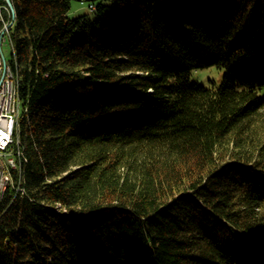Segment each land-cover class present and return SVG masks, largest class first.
<instances>
[{"label": "trees", "instance_id": "obj_1", "mask_svg": "<svg viewBox=\"0 0 264 264\" xmlns=\"http://www.w3.org/2000/svg\"><path fill=\"white\" fill-rule=\"evenodd\" d=\"M72 1L0 0L25 158L0 264H264V0Z\"/></svg>", "mask_w": 264, "mask_h": 264}, {"label": "built area", "instance_id": "obj_2", "mask_svg": "<svg viewBox=\"0 0 264 264\" xmlns=\"http://www.w3.org/2000/svg\"><path fill=\"white\" fill-rule=\"evenodd\" d=\"M0 10V198L11 181V170H21L17 156L23 157L18 141L14 145L16 125L20 117L16 109L19 107V96L14 71L3 50ZM10 36V34H9ZM3 54L4 57L3 58ZM19 111V110H18ZM25 159V158H24ZM10 177V178H9Z\"/></svg>", "mask_w": 264, "mask_h": 264}, {"label": "rangeland", "instance_id": "obj_3", "mask_svg": "<svg viewBox=\"0 0 264 264\" xmlns=\"http://www.w3.org/2000/svg\"><path fill=\"white\" fill-rule=\"evenodd\" d=\"M4 7L5 6L0 5V10H2L1 11L2 12L1 18L3 17V10H5ZM94 9H95V7H93V6L89 7V1L88 0H73L71 8L69 9V11L67 13V16L70 18H75V17L80 16L82 14L90 13L91 10H94ZM9 12L12 13L11 10ZM8 28H9V25L2 26V29H3L2 30L3 31L2 36L4 38L6 37V40H3V50L5 53V56L7 57V59H10L12 56V45L10 43V36L8 33V31H9ZM223 74H224V70L219 69L215 66L214 67L201 68V69L194 70L191 73L190 80L195 81V82L199 83L200 85L210 86L213 81L221 82V80L223 79ZM16 83H17V81H16ZM16 111H17V113L19 112V115H21V101H20V99H19V107H17ZM21 159L25 161V159L23 157H21ZM21 171L22 170H20V172Z\"/></svg>", "mask_w": 264, "mask_h": 264}, {"label": "water", "instance_id": "obj_4", "mask_svg": "<svg viewBox=\"0 0 264 264\" xmlns=\"http://www.w3.org/2000/svg\"><path fill=\"white\" fill-rule=\"evenodd\" d=\"M5 1H6L7 5L9 6V8H10V10H11V12H12V15H13V17H14V16H15V7H14V5H13L12 0H5ZM3 58H5V57H4V54H3Z\"/></svg>", "mask_w": 264, "mask_h": 264}, {"label": "bare ground", "instance_id": "obj_5", "mask_svg": "<svg viewBox=\"0 0 264 264\" xmlns=\"http://www.w3.org/2000/svg\"><path fill=\"white\" fill-rule=\"evenodd\" d=\"M15 74V73H14Z\"/></svg>", "mask_w": 264, "mask_h": 264}]
</instances>
